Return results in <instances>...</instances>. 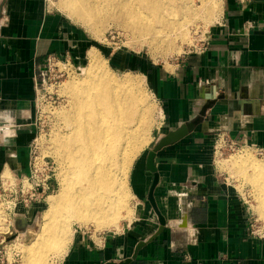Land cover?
<instances>
[{"label": "crops", "instance_id": "0c3cea01", "mask_svg": "<svg viewBox=\"0 0 264 264\" xmlns=\"http://www.w3.org/2000/svg\"><path fill=\"white\" fill-rule=\"evenodd\" d=\"M206 44L150 72L167 121L134 159L129 184L151 210L149 152L170 131L201 119L192 132L156 153L154 197L166 219L163 232L147 241L158 221L152 229L145 225L149 234L133 242L131 234H76L65 264L121 263L132 258L141 241L147 243L127 264H264V237L250 235L249 207L220 179L213 155L219 131L264 149V0H223ZM88 46L85 33L62 13L47 11L45 0H0V114L17 124L15 136L0 147V169L8 163L19 172L30 170L29 147L38 131L35 80L46 58L70 52L78 59ZM209 101L213 104L202 115Z\"/></svg>", "mask_w": 264, "mask_h": 264}, {"label": "bare ground", "instance_id": "6f19581e", "mask_svg": "<svg viewBox=\"0 0 264 264\" xmlns=\"http://www.w3.org/2000/svg\"><path fill=\"white\" fill-rule=\"evenodd\" d=\"M64 1L72 15L88 23L93 24L95 17H99L104 11L111 17L123 18L134 32L149 35L152 39L174 30L177 24L183 28V20L189 18V15L195 18L200 15L209 20L208 18H214L217 12L218 19L222 14L221 0H199L200 6L193 0L185 1L184 4L178 3L181 0ZM186 21L188 20H185V24ZM90 57V68L86 69L85 83H66L67 88L75 93V99H72L75 101V111L72 116L66 117L70 126L69 134L58 142L70 164V170H67L69 176L62 181L58 192L49 196L50 216L44 217L49 222L45 221L40 234L35 238L33 236L34 239L27 244L31 256L28 262L31 261L32 264L36 262L33 252L41 248L46 240L52 239L58 250H62L59 249L61 246L64 250L63 242L68 238L69 227L64 226V223L69 222L62 220L66 218L67 212L71 213V217L77 222L83 225L92 223L96 229L118 224L123 203L119 201L121 197L115 173L119 171L121 175L126 176L137 152L149 142L143 138L147 132L145 124L148 108L144 107V94H141L140 88L130 79L115 78L112 72L107 71L106 65L96 52L92 51ZM247 166L248 170L252 169L255 177L261 175V178H264L262 164L249 163ZM261 180L257 189L260 205H263L261 209H264V183ZM119 186L125 194V184L122 182ZM32 206L24 209L25 215ZM25 217L27 218V215ZM155 224L154 219L146 220L145 223L147 229H152ZM41 251L42 249L37 254L40 261L45 258Z\"/></svg>", "mask_w": 264, "mask_h": 264}, {"label": "rangeland", "instance_id": "374dc122", "mask_svg": "<svg viewBox=\"0 0 264 264\" xmlns=\"http://www.w3.org/2000/svg\"><path fill=\"white\" fill-rule=\"evenodd\" d=\"M185 1L188 0H181L178 1V3L184 4ZM193 1L200 6L201 3L199 0ZM45 3L47 11L60 12L68 17L74 25L85 33L89 41L88 49L83 57L73 59L70 52L62 56L49 55L46 58L44 66V68L48 67V60L52 57L59 60H70L74 66V71L69 76L62 79V83L58 88V105L51 107L49 103L44 102L40 106V113H38V131L35 136L37 139V155L41 161L49 163L54 169L52 179L55 185L54 191L51 194H55L58 192L65 177L67 178L69 176V171L67 173V170H70L69 161L65 159L62 148L59 146L58 142L60 138L69 134L70 126L67 118L72 116L75 111L73 107L75 101L72 100L75 99V93H72L71 90L67 88L66 83L69 81L85 83L86 69L90 68L91 52H96L99 55L106 65L105 68L107 71H109V73L112 72L115 78L119 80L130 79L140 88L141 94H144L145 105L144 103L143 105L148 108V111L147 124H145L147 126V132L143 138L146 141H150L151 135L154 134L160 123L162 121H167L165 118L167 117L165 114L166 106L159 98L157 92L153 89L150 72L155 67H170L172 64L178 63L181 59H184L186 53L197 51L202 46L205 47L207 45L206 41L211 37L212 28L219 20V12H217V15L215 14V19L208 18L209 20L200 15H197L196 18L195 16L190 17L189 15V18L186 17L183 20V24L185 25L183 28L179 27L177 24L174 30L167 31L163 36L154 37L159 39L157 40L154 38L152 39L149 35L144 36L134 32L123 18L111 17L109 13L104 11L99 17H95L92 24L74 14L72 15L69 8L65 6V1L63 2V0H45ZM219 6L220 5H218V7ZM222 7L223 0H221V10ZM186 19L188 20L186 21L187 24H185ZM56 69L55 72L57 71ZM72 101L74 103H72ZM146 144L147 143L137 152L134 159L139 152L147 146ZM236 161L238 162L236 163ZM214 162V167L220 179L226 186L232 187L236 191H241L245 200L248 201L247 205L250 211L259 219V225L262 226L264 224V209H261L263 205H260L261 201L258 196L259 189L257 188L259 187V180L262 179L261 181L264 183V178H261V175H256L255 177L252 169H247L249 168L247 165H249V163H254L255 165L262 164L264 166V155L256 153V151L250 147H244L234 151H226L222 156H219L217 159L215 158ZM242 171L248 172L242 173ZM129 173L130 169L126 176L124 174L121 175L119 171L115 173V175H117L116 179L118 180L117 187L119 188V196L121 197L119 201L123 203V209L120 210V217L116 226H111L109 228L103 226L96 229L95 225H92V223L84 225L79 221L78 223L76 219L74 220V217H71L73 215L67 212L66 218L68 219L65 218L62 220L63 222H69L67 224L64 223V226H69L67 230L68 238L63 242L65 247L64 250L62 246L59 248L62 250H58V247H55V243L52 239L46 240L41 248L33 252L36 259L35 264H65L67 254L70 251L76 234L81 235V237L109 234L124 236L126 238L131 234V242L136 239L135 236L140 234H145L143 236L145 238V236L149 234L145 227V221L154 219L157 224V215L151 210V207L147 203L139 202L135 198L129 184ZM6 175L9 176L10 171H7ZM122 182L127 189L125 190V194L121 192L119 186L120 183L122 185ZM120 192L123 196L120 195ZM49 206L50 198H48L44 205L34 204V206L27 210V218L23 212L24 209L22 210L23 217L25 218H23L21 222L22 235L17 241V248L21 252L23 264H32L31 261L28 262L31 256L29 255L27 244L31 242L36 235L40 234L43 223L45 221L49 222L47 219L50 216V212H48ZM45 214L47 216H45ZM41 249L42 251L40 253L45 256L42 261L37 259V254H39Z\"/></svg>", "mask_w": 264, "mask_h": 264}, {"label": "built area", "instance_id": "2783aa9c", "mask_svg": "<svg viewBox=\"0 0 264 264\" xmlns=\"http://www.w3.org/2000/svg\"><path fill=\"white\" fill-rule=\"evenodd\" d=\"M245 4L246 0H240ZM57 68V69H56ZM55 69L57 70L55 72ZM74 71L70 60L52 57L48 60V67L40 70L36 77L35 109L40 113V106L46 102L51 107L59 103L58 88L62 79ZM17 124L9 115L0 114V147H6L15 136ZM34 137L29 147L28 173L19 172L6 163L0 169V264H23L21 252L17 248V241L22 235L21 222L23 209L33 204H46L49 196L54 191L51 180L54 175L52 165L41 161L37 155V142ZM250 147L256 153L264 155V149L253 148L247 143H240L233 139L227 131H219L214 135L213 155L214 161L226 151H234L238 148ZM10 171V175L5 172ZM241 198L248 201L241 191L237 190ZM250 210V209H249ZM259 219L249 211V233L254 237H264V224L261 226Z\"/></svg>", "mask_w": 264, "mask_h": 264}, {"label": "water", "instance_id": "95a60500", "mask_svg": "<svg viewBox=\"0 0 264 264\" xmlns=\"http://www.w3.org/2000/svg\"><path fill=\"white\" fill-rule=\"evenodd\" d=\"M212 104L213 103L211 101H209L206 105H204L203 110H202V115L205 113L206 109L209 108ZM200 120H201L200 117L192 119V120L180 125L178 128L170 131L168 134L164 135L163 137H161L158 140V142L155 144L154 148L149 152V154L147 156V167L154 174L153 183H152L150 193H149V202H150L151 206L153 207L155 213L157 214L158 221H159V227H158L157 231L147 240L148 242L153 241L156 236L161 234L165 228V225H166V219H165L164 215L161 213V211L157 205V202L155 200V197H154V189H155L157 183L159 182V175H158L157 167H156V163H155L156 153L160 149H162L163 147L170 145L172 143H175L178 140L185 137L186 135H188L190 132H192L195 129L197 123H199ZM147 241H141L137 244L136 249H135V253L132 256V258H129L126 261L121 262V263L108 262L106 264H127V263H129L133 258L137 257V252L147 243Z\"/></svg>", "mask_w": 264, "mask_h": 264}]
</instances>
